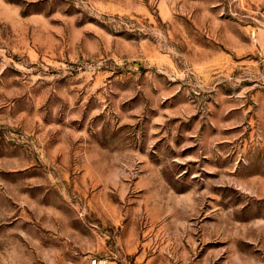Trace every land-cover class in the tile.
<instances>
[{
    "label": "rangeland",
    "instance_id": "374dc122",
    "mask_svg": "<svg viewBox=\"0 0 264 264\" xmlns=\"http://www.w3.org/2000/svg\"><path fill=\"white\" fill-rule=\"evenodd\" d=\"M264 264V0H0V264Z\"/></svg>",
    "mask_w": 264,
    "mask_h": 264
},
{
    "label": "built area",
    "instance_id": "2783aa9c",
    "mask_svg": "<svg viewBox=\"0 0 264 264\" xmlns=\"http://www.w3.org/2000/svg\"><path fill=\"white\" fill-rule=\"evenodd\" d=\"M106 262L107 260L104 257L93 256L83 264H106Z\"/></svg>",
    "mask_w": 264,
    "mask_h": 264
},
{
    "label": "crops",
    "instance_id": "0c3cea01",
    "mask_svg": "<svg viewBox=\"0 0 264 264\" xmlns=\"http://www.w3.org/2000/svg\"><path fill=\"white\" fill-rule=\"evenodd\" d=\"M105 258H106V257H105ZM106 260H107L106 264H115L114 261H111V260H109L108 258H106Z\"/></svg>",
    "mask_w": 264,
    "mask_h": 264
}]
</instances>
